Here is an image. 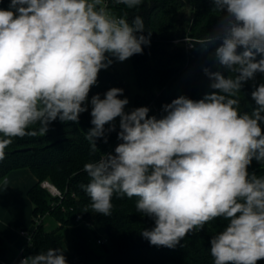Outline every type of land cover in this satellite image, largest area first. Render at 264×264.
Listing matches in <instances>:
<instances>
[{"label": "clouds", "instance_id": "clouds-1", "mask_svg": "<svg viewBox=\"0 0 264 264\" xmlns=\"http://www.w3.org/2000/svg\"><path fill=\"white\" fill-rule=\"evenodd\" d=\"M143 2L112 0L128 9ZM211 2L223 13L221 23L197 43L205 50L215 45L218 70L203 69L212 91L199 100L181 95L157 118L146 106L125 111L122 88L88 100L101 70L150 46L140 15L129 22L108 0H10L0 9V160L15 138L45 136L57 120L78 123L90 104L91 152L99 151L98 139L108 142L117 118L121 141L114 153L84 164L89 181L81 188L93 213L111 216L114 195L135 197L136 212L154 222L142 237L169 249L221 218L227 223L210 240L213 264H258L264 175L249 168L253 160L264 168V82L253 84L251 111L240 110L239 96L264 74V0ZM0 183L7 185V177ZM20 264L68 262L64 251L49 248Z\"/></svg>", "mask_w": 264, "mask_h": 264}, {"label": "trees", "instance_id": "trees-1", "mask_svg": "<svg viewBox=\"0 0 264 264\" xmlns=\"http://www.w3.org/2000/svg\"><path fill=\"white\" fill-rule=\"evenodd\" d=\"M109 1L112 11L116 15L126 14L129 22L140 15L145 24L143 34L147 36L151 32L150 46H142L143 54L130 58L137 86L133 109L146 106L150 109L149 116L160 118L162 105L173 99L184 95L199 100L212 91L203 69L218 70L211 58L215 45L205 50L197 43L207 34H215L221 23L223 13L213 11L211 0H193L188 20L184 15L182 19L177 16L186 6L184 0H144L133 9ZM9 3L10 0H0V9H7ZM185 38L192 40V48H187ZM219 70L227 76L235 75L222 68ZM262 82L264 74L257 73L255 81L244 84L239 96L241 111L255 107L251 99L253 84ZM113 87L122 88L124 92L126 89L125 78L117 70L116 62L100 71L89 95L99 93L103 98ZM90 111L82 113L78 123L53 122L45 136L15 138L5 150V158L0 160V178L7 177L13 170L29 168L39 180L29 193L36 223L33 241L22 257L59 248L64 251L68 264H213L210 240L225 227L227 222L221 218L206 224L201 231L190 232L174 249H169L153 246L142 237L141 231L151 229L154 222L136 212L135 197L114 195L111 216L92 212L90 198L81 188L89 181L84 164L98 161L103 153H114L121 141L117 139L119 122L115 121L116 131L107 134V143L98 139L99 151L92 153L85 138L92 127ZM249 171L264 175V168L255 160ZM45 180L53 183L62 196H53L43 188L41 183ZM10 255V246L0 236V264ZM258 264H264V260Z\"/></svg>", "mask_w": 264, "mask_h": 264}, {"label": "crops", "instance_id": "crops-1", "mask_svg": "<svg viewBox=\"0 0 264 264\" xmlns=\"http://www.w3.org/2000/svg\"><path fill=\"white\" fill-rule=\"evenodd\" d=\"M7 179V185L0 183V236L11 248V255L5 261L20 264L29 245L28 237L21 231L33 230L26 228L34 222V204L29 193L39 180L29 168L13 170Z\"/></svg>", "mask_w": 264, "mask_h": 264}, {"label": "rangeland", "instance_id": "rangeland-1", "mask_svg": "<svg viewBox=\"0 0 264 264\" xmlns=\"http://www.w3.org/2000/svg\"><path fill=\"white\" fill-rule=\"evenodd\" d=\"M184 2H186V6L184 7V9L181 8V12L177 14L178 18H181L183 15L186 17V19L188 20L190 17V13L193 7V0H184ZM180 9V6H179ZM182 19V18H181ZM182 35H179V37H181ZM187 36V35H185ZM176 41V40H175ZM190 49V48H189ZM116 67L117 70L124 76L125 78V83H126V89L125 92L123 94V96L121 98L127 97L129 99V104L126 106L125 111H131L133 109V97L135 96L136 92H137V86L135 84V76L132 73L131 70V64H130V58L124 62H116ZM88 100L90 102L91 97L89 95ZM89 109L91 110L90 104H89ZM116 122H119V118L116 119ZM36 223L35 222H31V224L26 227L28 229H34ZM20 254V252H18V255Z\"/></svg>", "mask_w": 264, "mask_h": 264}, {"label": "built area", "instance_id": "built-area-1", "mask_svg": "<svg viewBox=\"0 0 264 264\" xmlns=\"http://www.w3.org/2000/svg\"><path fill=\"white\" fill-rule=\"evenodd\" d=\"M108 4H110V1L108 0ZM110 7V5H109ZM183 41H185L187 48H192L193 47V43L192 40L190 38H185L183 39ZM176 43L179 42V40L175 41ZM42 187L47 189L53 196H62V192L53 184L51 183L49 180H45L41 183ZM40 221V217H38L37 222ZM21 234L28 237V240L30 243H32L33 241V234H34V229L31 231L28 230H22ZM2 264H8L5 260L1 261Z\"/></svg>", "mask_w": 264, "mask_h": 264}, {"label": "water", "instance_id": "water-1", "mask_svg": "<svg viewBox=\"0 0 264 264\" xmlns=\"http://www.w3.org/2000/svg\"><path fill=\"white\" fill-rule=\"evenodd\" d=\"M23 150H28V149H23Z\"/></svg>", "mask_w": 264, "mask_h": 264}]
</instances>
